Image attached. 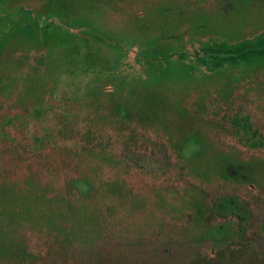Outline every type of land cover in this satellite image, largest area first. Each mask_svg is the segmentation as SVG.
<instances>
[{
  "label": "rangeland",
  "instance_id": "rangeland-1",
  "mask_svg": "<svg viewBox=\"0 0 264 264\" xmlns=\"http://www.w3.org/2000/svg\"><path fill=\"white\" fill-rule=\"evenodd\" d=\"M19 7L74 36L0 42V264H264V0Z\"/></svg>",
  "mask_w": 264,
  "mask_h": 264
},
{
  "label": "trees",
  "instance_id": "trees-1",
  "mask_svg": "<svg viewBox=\"0 0 264 264\" xmlns=\"http://www.w3.org/2000/svg\"><path fill=\"white\" fill-rule=\"evenodd\" d=\"M18 13H20V16L15 20L14 28L11 29V32L4 31L5 24L0 18V31H3L0 33V42L2 44H8V42L12 40L20 30H22L23 34L29 38V40L36 41L38 44L42 43L43 40H49L50 46L52 45L53 47L69 42L74 36L69 28L63 24L50 20L53 13L45 15L40 13L33 14L31 11L23 7L18 8ZM57 13L62 17V10H57ZM10 15H12V12H10ZM239 52L245 53L246 49L243 48L240 51H231L228 49H222L218 44H209L204 48L202 55L197 53L195 58H197L199 64L209 66L217 64L219 61L222 62L223 59L227 60L233 58ZM182 56H180L178 60H175L172 54L165 53L163 58L156 57L154 61H151L153 66H155L157 70H160V74L156 73V77L158 78L169 72V70H171L170 72H185L190 66L185 60L187 58ZM185 150L186 152L188 151L187 149Z\"/></svg>",
  "mask_w": 264,
  "mask_h": 264
}]
</instances>
